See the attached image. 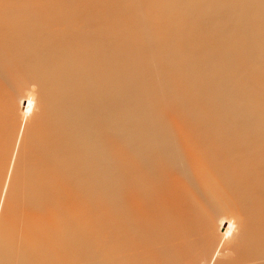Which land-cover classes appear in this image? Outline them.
Instances as JSON below:
<instances>
[{
	"label": "bare ground",
	"instance_id": "obj_1",
	"mask_svg": "<svg viewBox=\"0 0 264 264\" xmlns=\"http://www.w3.org/2000/svg\"><path fill=\"white\" fill-rule=\"evenodd\" d=\"M98 1L0 0V264H264V0Z\"/></svg>",
	"mask_w": 264,
	"mask_h": 264
},
{
	"label": "rangeland",
	"instance_id": "obj_2",
	"mask_svg": "<svg viewBox=\"0 0 264 264\" xmlns=\"http://www.w3.org/2000/svg\"><path fill=\"white\" fill-rule=\"evenodd\" d=\"M23 1V0H22ZM34 1V0H33ZM44 1H46L45 3H44V8L46 9V11H47V6L49 5V8L48 9H51V8H53V7H55L56 8V10L55 9H51V11L52 10H54L53 12H55V13H57V12H59L58 14H55V15H51V11L50 10H48L50 13L49 14H47V13H45V11L43 12V10L42 9H40V14H39V17H37V16H34V17H32V19L33 20H35V18H36V22L35 21H33L32 22V19H30L31 20V23H30V20L29 21H27V22H25V24L27 25V27H30V25H31V27L30 28H28V29H31V28H33V29H31V30H36L35 31V36H43V35H50V34H61V35H66V36H70V35H73L74 33H77V34H81L82 33V35L83 36H100L101 34H102V29H100V28H98L97 26H95L94 24H96L99 20H101V19H104V18H106L108 15L110 16V12L108 13V11L107 10H104V9H100V8H96V5L100 2V1H98V0H79V6L80 7H78L77 9H74L73 10V7L71 8V5H69V4H72V2L73 3H75L77 0H49L50 2H49V4L47 3L48 1L47 0H39V1H37L36 0V2H37V4H36V2L34 3V5L36 4V5H38V7H39V3L38 2H44ZM53 1H54V3H53ZM236 1V0H235ZM80 2H82L81 4H80ZM96 2V3H95ZM41 3V5H43ZM47 3V4H46ZM53 3V4H52ZM50 4H52V5H50ZM33 5V3H30V6H33L32 8H34L35 6ZM40 5V6H41ZM63 5V6H62ZM66 5V7L67 6H70L69 8L67 7V9L65 8V10H64V6ZM51 6V7H50ZM60 6V7H59ZM37 7V8H38ZM43 7V6H42ZM59 7V9L57 10V8ZM61 8H63L62 9V11H61ZM44 9V10H45ZM96 9V10H95ZM73 10V11H72ZM103 10V11H102ZM41 11L43 12V13H41ZM47 11V12H48ZM63 11H64V14H63ZM67 11V12H66ZM72 11V12H71ZM96 11V12H95ZM74 12V13H73ZM95 12V13H94ZM66 13V14H65ZM67 13H68V15H67ZM91 13V14H90ZM93 13V14H92ZM41 14H46L45 16L44 15H41ZM62 14H63V17H62ZM99 14V15H98ZM65 15V16H64ZM43 17V18H42ZM58 17V18H57ZM78 17V18H77ZM61 18V19H60ZM39 19L41 20V21H39ZM58 20V21H57ZM93 20V21H92ZM38 21V22H37ZM48 21H50V22H48ZM94 21H97V22H94ZM40 22H41V24H40ZM38 23V24H37ZM89 23V24H88ZM93 23V24H92ZM50 25V26H49ZM39 28V30H38V28ZM42 29V30H41ZM44 29V30H43ZM77 29H78V31H77ZM100 29V30H99ZM76 30V31H75ZM64 32V34L63 33H61V32ZM37 32V33H36ZM43 32V33H42ZM55 32V33H54ZM67 32V33H66ZM89 32V33H88ZM92 33V34H91ZM38 34V35H37ZM89 34V35H88ZM97 42H99V43H97V45H101L100 47H103V48H105L106 50H108V49H110L111 47L113 48L114 46H115V44H114V42L112 41V40H110V39H102V40H99V41H97ZM169 45H172V40H170V41H168L167 42ZM73 45H74V48H72L73 47ZM71 46V47H70ZM70 46H67L68 48H66L67 50H69V52H73V55H75V54H77L78 52H76L75 53V50L76 51H80L81 49V51H83L85 48H84V45L81 43V42H79V41H75V42H71L70 43ZM77 46V47H76ZM82 46V47H81ZM70 47V48H69ZM76 47V48H75ZM14 50H16V49H14ZM13 49H12V51H14ZM71 50V51H70ZM17 52V50L16 51H14V53L12 52V55H15V53ZM119 63H120V65L121 66H124V65H126L127 66V63H128V61H127V59L125 58V57H121L120 58V60H119ZM197 65V64H196ZM194 68H195V66H194ZM204 68H205V66H204ZM201 69V68H200ZM156 84V82H154L153 81V83L152 84ZM68 88H69V86H67ZM67 89V88H66ZM70 90L69 91H71V88H69ZM13 91V93L15 92V90H12ZM11 91L9 92V91H3L2 93H0V100H2V99H7L8 97H10L12 94H13ZM8 96V97H7ZM6 97V98H5ZM171 104V103H170ZM175 110H178V107H176L175 108ZM174 109H173V111H175ZM13 111V110H12ZM124 117V119H125V116H123ZM24 123H25V121H23ZM124 122H127V119H126V121H124ZM107 126H109V128L107 127ZM93 128L92 129H89V130H91V132L92 133H94V132H102V133H108V134H111L112 132H115V131H117V134H130L127 130H122V128H120L119 130H115V128L116 127H114V126H111L110 127V125H105L104 127H107V128H101L99 125H93L92 126ZM100 127V128H99ZM67 139H69V138H67ZM24 139H22L21 141L24 143L25 142V140L23 141ZM71 140H69V141H67V143H69ZM26 149V151H27V148H25ZM55 149V148H54ZM58 151H60V150H58ZM191 152H193V151H190V153ZM48 153H50V154H54L55 153V151L53 150V149H51V150H49L48 151ZM35 159H33V160H31V161H23V163H32L33 161H34ZM223 161H228L227 159L226 160H223ZM6 164V163H8V161H5V160H3V159H1L0 160V165L1 164ZM34 163V162H33ZM110 163H114V161H111ZM215 163H217V161L216 160H214L212 163H211V166H213V165H215ZM193 165V164H192ZM190 167V166H189ZM188 167V168H189ZM195 167L193 166V167H190L189 168V171H194V172H196V171H198V169H194ZM186 169H187V167H186ZM192 169V170H191ZM202 170H200L199 169V172H201ZM251 175V174H250ZM250 175L248 176V177H246V186L245 187H247V188H249V189H252V187L254 186V185H256V184H254V182L255 183H258V182H260V180H261V178L260 177H258V180H256L255 181V179L254 178H256L257 179V177H255L254 176V174H252L251 175V177H250ZM252 176H254V177H252ZM257 176V175H256ZM247 178H248V180H247ZM252 178V179H251ZM251 179V180H250ZM254 179V180H253ZM254 181V182H253ZM250 185V186H249ZM181 204H185V202H181L180 203V205ZM12 264H23L22 262H20V259H17V260H15Z\"/></svg>",
	"mask_w": 264,
	"mask_h": 264
}]
</instances>
